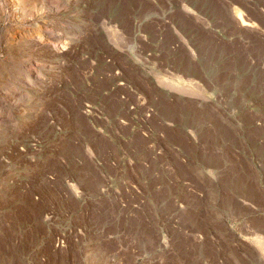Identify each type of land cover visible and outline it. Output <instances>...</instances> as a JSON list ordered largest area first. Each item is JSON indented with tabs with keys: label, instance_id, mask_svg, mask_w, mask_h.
I'll return each mask as SVG.
<instances>
[{
	"label": "rangeland",
	"instance_id": "1",
	"mask_svg": "<svg viewBox=\"0 0 264 264\" xmlns=\"http://www.w3.org/2000/svg\"><path fill=\"white\" fill-rule=\"evenodd\" d=\"M73 1L0 124V264H264V0Z\"/></svg>",
	"mask_w": 264,
	"mask_h": 264
},
{
	"label": "bare ground",
	"instance_id": "2",
	"mask_svg": "<svg viewBox=\"0 0 264 264\" xmlns=\"http://www.w3.org/2000/svg\"><path fill=\"white\" fill-rule=\"evenodd\" d=\"M72 1L0 0V70L7 76L10 75L9 78H11L8 83L5 81L7 84H0L3 85L0 86V124L5 121L3 117L7 111L10 113V110H18L21 101L23 102L27 97H25L27 90L33 84L39 83L44 74L41 69V59L38 57L31 59L29 61V69L27 72H23V66L28 62L25 59V55L29 51L37 49L59 50V48H63L68 43L69 38L72 39L74 36L68 31L69 34L64 32L62 34L60 29H64L66 26L73 29L75 28V23H71V20V22L66 20L68 22L66 25L65 23L67 22L59 19V15H63L71 7ZM76 1L80 2V0ZM73 2L75 3V0ZM239 11H237V18L241 21V24L243 26H252L251 23L242 17ZM112 22L114 21L110 19L108 21L101 19L98 24L103 28H108V26L111 27ZM17 30L26 32L27 36H21V40L17 41L20 46L19 48L17 47L18 56L16 55L17 57H15L12 55L11 50L7 48L14 40L12 39V33ZM254 242L264 253V236L256 235Z\"/></svg>",
	"mask_w": 264,
	"mask_h": 264
}]
</instances>
